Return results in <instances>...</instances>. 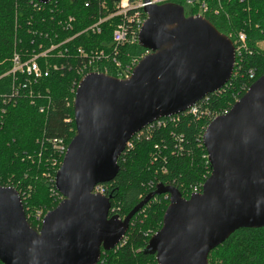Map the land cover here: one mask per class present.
<instances>
[{"label": "water", "instance_id": "obj_1", "mask_svg": "<svg viewBox=\"0 0 264 264\" xmlns=\"http://www.w3.org/2000/svg\"><path fill=\"white\" fill-rule=\"evenodd\" d=\"M143 1L137 42L147 53L129 77L91 71L77 82L75 132L53 178L62 198L38 229L29 224L18 191L0 185L1 263L97 264L122 240L132 216L159 194H168V203L145 245L157 264H209V251L233 231L264 227V74L204 129L210 172L201 192L184 197L175 186L157 183L123 217L108 216L110 195L92 192L114 178L136 131L183 112L232 76L229 36L202 14L186 16L179 3Z\"/></svg>", "mask_w": 264, "mask_h": 264}, {"label": "trees", "instance_id": "obj_2", "mask_svg": "<svg viewBox=\"0 0 264 264\" xmlns=\"http://www.w3.org/2000/svg\"><path fill=\"white\" fill-rule=\"evenodd\" d=\"M29 1L0 0V75L11 68L14 48L21 50L24 59L47 48L52 41L78 33L64 45L72 56L48 58L50 63L65 62L64 69L51 70L36 83H26L18 95H13L14 101L5 102L14 86L12 75L0 78V185H12L18 191L27 220L35 228L28 212L42 209L45 213L61 200L53 178L62 156L49 139L61 138L67 145L75 132L73 108L66 105L67 100L73 99L72 85L81 77L77 67L84 60L75 54V49L107 47L116 19L102 22L100 32L92 33L83 30L112 10L111 1L107 10L100 9L97 0H91L88 7L84 6L86 0H59L55 5L50 1L40 10ZM201 1L206 2L205 11L199 9ZM176 2L184 4V0ZM190 6L188 12L184 10L186 16L202 14L232 42L240 32L246 36V48L236 55L237 66L234 65L229 81L199 102V109L205 106L210 112L226 110L251 82L264 74V0H192ZM69 15L75 18L73 27L62 30L58 21ZM56 32L59 39H53ZM145 52L137 42L126 43L119 59L126 62ZM41 106L44 109L39 111ZM178 116L177 121H167L164 126L149 125L119 156L118 172L103 187L105 196L110 195V206L117 209L120 217L152 192L157 183L173 185L188 197V186L204 182L208 176L202 133L209 118L184 113ZM167 203L163 194L153 196L132 216L119 244L102 253L97 264H157L154 256L145 252V245L161 226ZM208 262L264 264V227L236 229L209 251Z\"/></svg>", "mask_w": 264, "mask_h": 264}, {"label": "built area", "instance_id": "obj_3", "mask_svg": "<svg viewBox=\"0 0 264 264\" xmlns=\"http://www.w3.org/2000/svg\"><path fill=\"white\" fill-rule=\"evenodd\" d=\"M50 1L52 2L53 5H55L58 3L59 0H48L45 3L39 2L38 0L36 1L31 0L29 2L37 10H40L42 9V5L47 4ZM97 1L98 2L96 3V5H98L100 9H105V10L108 9V3L111 1L112 10L108 11L106 15L99 17L97 20L89 24L88 27H86L83 31L99 33L100 24L114 17L116 21L112 29L111 40H110V43L107 45V47H103L101 49H97V48L86 49L84 47H77L75 49V54H77L79 57L84 59L81 65L77 67V72L80 76H83L84 74L91 72V71H96V72H103L109 75H113L118 78H127L131 74L133 67L136 65L139 59L144 54L147 53V51L144 54L140 55L139 57L128 58L126 62H121V60L119 59L120 51H121V48L124 46V44L137 42L138 30L142 22L145 19V13L143 12V6L146 3L143 0H97ZM176 1L177 0H148L147 3L148 4H161L165 2H176ZM184 4L190 5L192 4V0H184ZM90 5H91V0L84 1V6L88 7ZM198 6L200 10L202 11L206 10L205 1H201ZM74 21H75L74 16L69 15L68 17H65V18L63 17L62 19H60L58 23L65 25L62 28V30H68V29L71 30L73 27ZM77 34L78 33L72 36H67L61 41H52L50 42L47 48L40 49L37 52H32L30 55H26L24 59L22 58L21 50H17L14 48L10 56V61L12 63L11 68L4 74L0 75V78H1L4 75L11 74L12 81L14 82L12 84V86L13 85L14 86L12 87L9 93L10 97H8L7 101L5 102L14 101L13 95H18L21 87H25L26 83H29V82L36 83L40 78L48 76L51 70L64 69V64H66L65 62L50 63L48 61V58L55 57L59 59H67L68 57L72 56L70 54L69 49L67 47H64V45L66 42H68L70 39H72ZM53 39H59L58 32L54 33ZM245 39H246V36L243 32L238 33L237 36L234 38V41H233L234 50H235L234 65L236 64V66H237L236 55H239L240 52L244 48H246ZM40 47L41 46H39V48ZM235 74H237L236 71H235ZM253 75H254L253 72L249 71V77L253 78ZM20 77H23V80L19 79ZM77 82L73 83L71 91L73 92L75 91ZM222 88L218 90H221ZM247 88H245V91ZM202 99H200L199 101L189 106L186 110L180 113H184L185 115H190V114L191 115H204L209 118V121H211L214 117L224 114L230 108L229 107L226 110L216 109L214 112H210L205 106H203L202 109H199V104H200L199 102ZM66 105L68 107L73 106V100H67ZM42 109H44L43 106H41L39 111H42ZM1 112L4 113V110H1ZM180 113L169 115L166 117H161L147 124L140 130L136 131L126 141L124 150L130 148L133 145L132 139L140 136L141 133L144 131V129L146 131L149 125H152L153 123H155L154 125L156 126H160V125L164 126L167 121H170V122L177 121L180 118L178 116ZM49 140L53 148L57 151V153L60 156H63L66 150V146H67L64 144V141L61 138H53ZM205 157H206V163H208L209 165L207 154H205ZM204 178L206 179L207 176H205ZM103 184L104 183L96 184L93 187L92 192L105 195L104 193L105 189L103 187ZM202 185H203V182L198 183V184H190L187 190L188 195H190L191 193L201 192ZM60 198H62V196ZM166 198L168 199V194H163V199H166ZM109 213H111L112 215H119L117 209L111 206L109 207V210H108V216H109ZM28 215L33 219L35 223V228L38 229L40 227L43 214H41L40 210H34L32 212H28Z\"/></svg>", "mask_w": 264, "mask_h": 264}, {"label": "rangeland", "instance_id": "obj_4", "mask_svg": "<svg viewBox=\"0 0 264 264\" xmlns=\"http://www.w3.org/2000/svg\"><path fill=\"white\" fill-rule=\"evenodd\" d=\"M190 5H187V4H183V8H184V10H185V12H188L189 11V9H190ZM200 14V13H199ZM60 26H61V29L65 26L64 24H59ZM138 43V42H137ZM245 43H246V39H245ZM246 46V45H245ZM73 86V85H72ZM73 92V91H72ZM73 100V99H72ZM36 210H40V212H41V214H45V213H43L42 212V209H36Z\"/></svg>", "mask_w": 264, "mask_h": 264}]
</instances>
